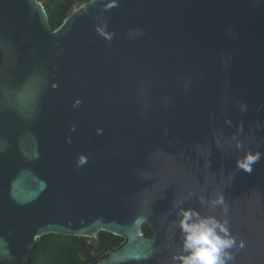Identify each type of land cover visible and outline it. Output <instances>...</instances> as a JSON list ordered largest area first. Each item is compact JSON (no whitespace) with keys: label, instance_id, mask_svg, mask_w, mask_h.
Wrapping results in <instances>:
<instances>
[{"label":"water","instance_id":"obj_1","mask_svg":"<svg viewBox=\"0 0 264 264\" xmlns=\"http://www.w3.org/2000/svg\"><path fill=\"white\" fill-rule=\"evenodd\" d=\"M0 54V263L104 231L91 264H179L181 206L264 264V0H87L56 29L0 0Z\"/></svg>","mask_w":264,"mask_h":264},{"label":"trees","instance_id":"obj_2","mask_svg":"<svg viewBox=\"0 0 264 264\" xmlns=\"http://www.w3.org/2000/svg\"><path fill=\"white\" fill-rule=\"evenodd\" d=\"M40 1L48 13L51 26L56 29L75 5L87 0ZM142 229L145 236L152 235L147 224H144ZM124 242L123 236L104 231L99 232L97 238L49 233L36 241L27 264H91L120 247Z\"/></svg>","mask_w":264,"mask_h":264},{"label":"clouds","instance_id":"obj_3","mask_svg":"<svg viewBox=\"0 0 264 264\" xmlns=\"http://www.w3.org/2000/svg\"><path fill=\"white\" fill-rule=\"evenodd\" d=\"M115 4H110L113 7ZM259 151H248L237 161V167L246 172L261 158ZM83 162V157L81 158ZM213 206L224 205L223 196L212 201ZM180 207L179 228L182 232L183 254L176 257L179 264H229L234 257L228 251L236 241L232 237L227 221L221 222L212 215L202 216L198 212ZM240 247H243L241 242Z\"/></svg>","mask_w":264,"mask_h":264},{"label":"rangeland","instance_id":"obj_4","mask_svg":"<svg viewBox=\"0 0 264 264\" xmlns=\"http://www.w3.org/2000/svg\"><path fill=\"white\" fill-rule=\"evenodd\" d=\"M80 4H81V3H80ZM80 4L75 5V6L72 8V10H73L74 8L78 7Z\"/></svg>","mask_w":264,"mask_h":264},{"label":"built area","instance_id":"obj_5","mask_svg":"<svg viewBox=\"0 0 264 264\" xmlns=\"http://www.w3.org/2000/svg\"><path fill=\"white\" fill-rule=\"evenodd\" d=\"M0 62H1V54H0Z\"/></svg>","mask_w":264,"mask_h":264}]
</instances>
